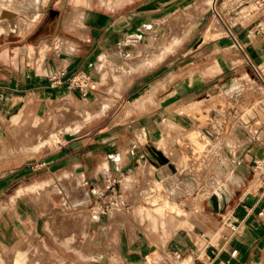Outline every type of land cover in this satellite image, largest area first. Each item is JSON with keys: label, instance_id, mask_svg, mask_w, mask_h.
Masks as SVG:
<instances>
[{"label": "crops", "instance_id": "crops-1", "mask_svg": "<svg viewBox=\"0 0 264 264\" xmlns=\"http://www.w3.org/2000/svg\"><path fill=\"white\" fill-rule=\"evenodd\" d=\"M194 1L43 0L23 27L0 34L1 119L18 117L25 107L54 113L69 99L80 111L96 105L92 116L71 123L64 144L44 148L42 166L0 173V197L9 184L16 192L12 203L20 190L37 187L56 199L44 209L28 211L35 222L32 234H0V264H18L19 254L28 256L24 264H264V136L234 131L196 163L183 134L191 128L185 111L235 68L226 59L228 42L264 82V33L251 25L259 15L246 24L226 18L229 33L224 38H186L163 57L147 36L157 32L168 12L172 26L183 12L190 16ZM211 54L217 56L212 65L185 70ZM76 72L89 74L95 83L85 96L67 86ZM103 87L106 96L99 101ZM210 130L214 139L217 131ZM230 140L241 151L236 145L229 149ZM227 149L233 152L228 157ZM160 154L176 171L164 169ZM195 163L204 169L194 170ZM254 168L259 169L256 182L249 177ZM25 178L28 182L21 184ZM110 180L117 181L129 205L175 207L180 216L170 212L166 221L172 225L165 234H126L123 215L89 214L97 192ZM218 191H225L222 199ZM88 217L93 230L83 234ZM55 222L65 224L59 234ZM71 225L74 231L67 229ZM20 239L25 248H19Z\"/></svg>", "mask_w": 264, "mask_h": 264}, {"label": "rangeland", "instance_id": "rangeland-1", "mask_svg": "<svg viewBox=\"0 0 264 264\" xmlns=\"http://www.w3.org/2000/svg\"><path fill=\"white\" fill-rule=\"evenodd\" d=\"M18 1L21 3H18L16 7L2 8L0 23L7 30H12L16 26L19 28L23 27L27 20L31 18L29 13H32L41 0ZM210 2L211 0H195L193 7L195 9L194 13L188 16L183 12L179 15L178 21L173 18V26L170 12L164 14L160 28L157 32L148 35L147 40L151 38L152 43L155 44V49L164 57L167 53L175 49L178 43L186 40V38L196 41L224 38V35L228 32L224 26L216 23ZM238 2L240 0L216 1V10L225 22L229 16V10L236 6ZM248 2L252 4L250 11L248 10L244 16L239 17L235 22H243V24H246L253 21L260 14V10L257 9L255 3H252L251 0H248ZM3 11L6 13H3ZM235 48L231 41L227 43L226 59L235 68L231 74L213 89L217 93L208 94L204 99L185 111L188 114L189 120H191V128L184 131L183 134L188 136V139L191 141L190 143L193 146L192 160L196 163L203 162L204 152L209 147L213 148V146H216L217 143L215 142H218V140L228 138L237 128L238 130L241 129L242 132L250 137H258L261 139L264 136V87L262 86V80L254 73L250 65L246 63V60L236 52ZM183 49L186 48L183 47ZM217 49L213 48L212 52H215ZM216 57L211 54L210 57L204 59L203 64L194 63L187 66L185 70L189 68L197 70L198 67L205 64L212 65L213 62L211 61ZM170 58V55H168L167 61ZM215 64V66L218 65L217 63ZM181 67H183L182 64H180ZM261 67L262 72L260 73L264 80V64ZM171 69L172 66H169L166 68V71ZM212 70H217V67H213ZM230 78L239 79L241 85L240 89H238L239 91L236 90L237 93H235L236 91L231 92L226 90L227 95L224 93L226 91L221 87ZM106 91V87L101 88L98 98L99 101L104 100ZM236 94H239V96ZM94 106L84 105L82 106L83 110L80 111L78 108L76 109L74 103L69 99L60 103L54 113L44 114L36 111L34 107H25L16 118H0V173H4V176H6V173L11 169L24 166L31 168L42 166L40 154L44 148L64 144L70 137L69 129L71 123L92 116L93 111L91 110H93ZM202 115H205L204 117L207 116L203 121L201 120ZM204 129L217 131L216 137L213 139L212 135L215 133L211 130L208 131L212 134L210 137L205 133ZM180 146L182 151L185 152L187 150L185 144L182 143ZM168 156L171 157L170 154ZM196 163L194 164V170L199 169L202 171L204 169L203 165L200 164V166H197ZM258 173V168L252 169L249 175L250 181L256 182ZM27 182L28 179L25 178L20 183L25 184ZM48 193L49 191L43 187L23 189L19 191L18 200L15 197V201L12 203V195H16V192L9 184L4 185L0 197V201L2 200L0 206V234H32L34 232L35 222L34 218L28 215V211H31L34 207L44 209L48 205L50 206L49 202L52 200L55 201L56 199L52 195L49 197ZM51 204L53 205L52 202ZM172 210H176L175 207L163 206L158 209H151L150 207L138 208L127 203V206L114 208L106 214L99 213L95 207L89 214L93 216V214L98 213L102 217L107 216V214L115 216L123 215L124 220L121 222V227L126 234H165L166 230L172 225V222L166 221L167 218H171L170 212ZM131 215L132 217H128ZM175 215L180 216L179 209L176 210ZM133 218H136L137 221H134ZM138 218L142 220L139 221ZM114 219L111 221L113 224H115ZM64 225L63 222L53 223V229L56 234H59L60 230H64ZM74 228V225H71V228L67 229L74 231ZM92 230L91 219L88 217V220L84 221L83 234H88ZM3 245L7 246L9 244ZM25 247L26 241L20 239L19 248ZM27 258L28 256L26 254H19L15 257V262L24 264L27 262Z\"/></svg>", "mask_w": 264, "mask_h": 264}, {"label": "built area", "instance_id": "built-area-1", "mask_svg": "<svg viewBox=\"0 0 264 264\" xmlns=\"http://www.w3.org/2000/svg\"><path fill=\"white\" fill-rule=\"evenodd\" d=\"M215 0V4H216ZM240 2H238L239 4ZM257 9L260 10V14L254 21L252 27L256 33H264V0H256ZM57 84L61 81L55 79ZM67 86L70 89H76L81 92L83 96L94 88V81L89 74L85 72H76L67 79ZM127 206L126 199L117 185L116 180L108 181L103 188L97 192L96 209L101 214L109 213L114 208ZM235 225H231V229L235 230ZM237 250L231 252L234 255Z\"/></svg>", "mask_w": 264, "mask_h": 264}, {"label": "bare ground", "instance_id": "bare-ground-1", "mask_svg": "<svg viewBox=\"0 0 264 264\" xmlns=\"http://www.w3.org/2000/svg\"><path fill=\"white\" fill-rule=\"evenodd\" d=\"M22 1V0H21ZM42 2H43V0H41L40 2H39V4H37V6L34 8V10L32 11V13L30 14V16H31V18H34L35 17V15L39 12V10H40V8L42 7ZM18 3H21L20 1H18V0H0V17H1V15H2V8H8V7H16L17 6V4ZM211 4V7H212V10H213V12H214V15H215V21H216V23H218L219 25H221V26H224L225 28H226V31L228 32V28H227V26H226V22H225V20L219 15V13L217 12V10H216V7H215V0H211V2H210ZM224 3V2H223ZM224 6H226L225 4H224ZM251 6H252V4H251V2L249 3L248 2V0H245V1H242V2H240L239 4H236V6H234L233 8H231L230 10H229V13H228V17H227V19L229 20V21H231V22H234V21H236L239 17H241V16H244L245 14H246V12L251 8ZM3 13H6V12H4L3 11ZM6 15V14H5ZM12 19V18H11ZM242 19V18H241ZM6 20V19H5ZM18 20V19H17ZM14 27H15V25H14ZM17 27V26H16ZM5 27H3V25L0 23V34L2 33V32H4L5 31ZM7 30V29H6ZM231 32V31H230ZM229 33V32H228ZM235 45L238 47V45L235 43ZM165 48V47H164ZM167 48V47H166ZM242 48V47H241ZM243 49V48H242ZM163 50V49H162ZM246 54V53H245ZM41 57V56H40ZM240 85H241V82H240V80L239 79H237V78H230L229 80H227V81H225L224 83H223V85H222V89L224 90V91H226V90H228V91H236V90H238V89H240ZM262 86L264 87V82H262ZM239 91V90H238ZM241 91V90H240ZM219 92V91H218ZM222 92V91H221ZM220 92V93H221ZM217 93V91H213L212 92V94H216ZM224 93H226L227 94V91L226 92H224ZM235 93H237V91L235 92ZM240 93V92H239ZM222 94V93H221ZM228 95V94H227ZM230 95H232V94H230ZM236 95H238L239 96V94H236ZM233 96H235V95H233ZM229 97V96H228ZM237 97V96H236ZM236 97H233V98H236ZM238 98V97H237ZM236 98V99H237ZM234 101V100H233ZM203 114H205V113H203ZM207 114V113H206ZM205 115H202V121L203 120H205V118L207 117H204ZM204 131H205V133H207L210 137H211V133L210 132H208L206 129H204ZM236 131H238V128H237V130ZM239 132H241L240 130H239ZM237 132H235V135L237 136V134H239V133H237ZM241 133H243V132H241ZM240 135V134H239ZM244 136V135H243ZM242 135H241V137H243ZM247 136V135H246ZM240 137V138H241ZM237 138V137H236ZM244 139H246V137H243ZM243 138H241V141H242V139ZM232 139V138H231ZM238 139L239 138H237V141H238ZM248 139V138H247ZM240 140V139H239ZM232 140H230L229 141V149H231L230 148V146L232 145V149L234 148L233 146H235V145H233L232 144V142H231ZM235 141V140H234ZM230 142H231V144H230ZM236 142V141H235ZM234 142V143H235ZM237 143V142H236ZM239 143H240V141H238V145H239ZM241 143H243V141L241 142ZM241 143H240V145H241ZM228 146V145H227ZM237 146V145H236ZM241 146H244V145H241ZM237 147H239V151H241L240 150V146H237ZM162 148H163V150H166V148H165V144H163L162 145ZM238 149V148H237ZM167 151V150H166ZM222 152L224 151V150H221ZM229 150L227 149L226 150V152H227V156L226 157H228V154L230 153V151L228 152ZM234 151V150H233ZM237 150H236V148H235V152H236ZM222 152H220V153H222ZM225 152V151H224ZM231 153H233L232 151H231ZM223 154V153H222ZM221 154V155H222ZM235 155H236V153H234ZM234 154H233V156H234ZM218 155H220V154H217V157H218ZM219 158V160H221V159H223L222 157H221V159H220V156L218 157ZM225 159V158H224ZM232 161H233V159H231ZM217 161V160H216ZM222 162V161H221ZM227 162V161H226ZM231 162V161H230ZM166 164H165V166H164V169L165 170H168V171H170V172H174V171H176V167H175V165L173 164V163H168V162H165ZM217 163H219L218 161H217ZM223 163V162H222ZM219 164H221V163H219ZM224 164V163H223ZM227 165H230L228 162L226 163ZM227 165H225L226 167H227ZM231 166V165H230ZM157 179V178H156ZM163 183V182H162ZM164 186V185H163ZM220 192H223V191H220ZM225 192V191H224ZM223 192V193H224ZM223 193H219V191H218V197L220 198V199H222V197H223ZM210 202H212V200L210 199Z\"/></svg>", "mask_w": 264, "mask_h": 264}, {"label": "water", "instance_id": "water-1", "mask_svg": "<svg viewBox=\"0 0 264 264\" xmlns=\"http://www.w3.org/2000/svg\"><path fill=\"white\" fill-rule=\"evenodd\" d=\"M160 161H162L164 163V162H167V159L160 154Z\"/></svg>", "mask_w": 264, "mask_h": 264}]
</instances>
